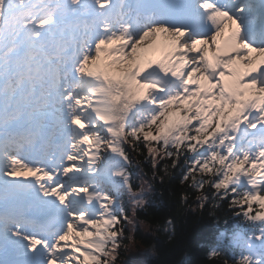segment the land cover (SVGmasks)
Wrapping results in <instances>:
<instances>
[{
  "label": "snow or ice",
  "instance_id": "1",
  "mask_svg": "<svg viewBox=\"0 0 264 264\" xmlns=\"http://www.w3.org/2000/svg\"><path fill=\"white\" fill-rule=\"evenodd\" d=\"M144 150L230 198L234 264H264V0H0V201L49 210H0V264H117Z\"/></svg>",
  "mask_w": 264,
  "mask_h": 264
},
{
  "label": "trees",
  "instance_id": "2",
  "mask_svg": "<svg viewBox=\"0 0 264 264\" xmlns=\"http://www.w3.org/2000/svg\"><path fill=\"white\" fill-rule=\"evenodd\" d=\"M131 157L134 184L137 189L148 187V203L137 213L146 225L133 234L136 242L152 254L146 264H234L231 257L238 256L240 249L232 237L244 234L249 225L242 215H237L239 209L231 206L230 198H215L213 190L206 186L204 194L209 199L201 207L197 200L201 193L191 188L190 182H182L183 161L177 167L171 166V160L160 161L153 168L146 150L131 152ZM185 194L187 200L183 199ZM218 245H227L225 254L209 259L210 249Z\"/></svg>",
  "mask_w": 264,
  "mask_h": 264
},
{
  "label": "rangeland",
  "instance_id": "3",
  "mask_svg": "<svg viewBox=\"0 0 264 264\" xmlns=\"http://www.w3.org/2000/svg\"><path fill=\"white\" fill-rule=\"evenodd\" d=\"M55 133H56V128H55ZM25 162L27 163L28 160L26 159ZM142 188H143L144 192L146 193L144 199L147 200L148 187L146 185H143ZM137 190L139 191L140 189H137ZM6 198L16 199V198H18V196H17V193L15 191L9 190L6 193ZM7 209L13 210V209H21V208L7 207ZM138 220H139L138 227H145L146 222H144L143 220H140V219H138ZM134 231L130 232L129 235L133 236ZM122 251L124 254L123 255L120 254L121 258H120V260L118 259L117 264H146V259H148L150 256H152L151 252L149 250L144 249L143 245L136 242L135 239L132 240L130 243H128L127 247L123 248ZM125 253H127V255H125Z\"/></svg>",
  "mask_w": 264,
  "mask_h": 264
},
{
  "label": "bare ground",
  "instance_id": "4",
  "mask_svg": "<svg viewBox=\"0 0 264 264\" xmlns=\"http://www.w3.org/2000/svg\"><path fill=\"white\" fill-rule=\"evenodd\" d=\"M22 126H24V125H22ZM23 128H25V126L23 127ZM46 131V130H45ZM9 179H12V178H9ZM25 199L24 201H22L21 199ZM29 198H31V196L30 197H28V195H26L25 193H22L21 195H20V197H19V199H6V205H5V203L3 202V201H1L0 203H1V208H4V207H10V205H14L16 202H17V205L16 206H19V207H25L24 209H23V211L24 212H27V211H29V210H31V208L34 206V205H39L37 202H31V201H28V199ZM28 201V202H27ZM23 202H24V204H23ZM29 204V205H28ZM26 215H28V214H26Z\"/></svg>",
  "mask_w": 264,
  "mask_h": 264
},
{
  "label": "water",
  "instance_id": "5",
  "mask_svg": "<svg viewBox=\"0 0 264 264\" xmlns=\"http://www.w3.org/2000/svg\"><path fill=\"white\" fill-rule=\"evenodd\" d=\"M153 248V246H151V249Z\"/></svg>",
  "mask_w": 264,
  "mask_h": 264
}]
</instances>
